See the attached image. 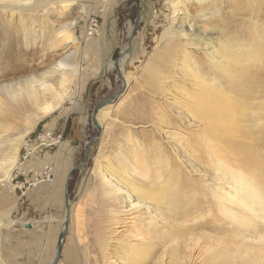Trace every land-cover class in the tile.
I'll list each match as a JSON object with an SVG mask.
<instances>
[{
  "label": "rangeland",
  "instance_id": "obj_1",
  "mask_svg": "<svg viewBox=\"0 0 264 264\" xmlns=\"http://www.w3.org/2000/svg\"><path fill=\"white\" fill-rule=\"evenodd\" d=\"M16 1L20 9L14 15L0 13V86L22 83L33 76L41 79L42 73L52 72L51 81L58 87L56 94L62 102L57 105V95L52 94L46 105L35 111L11 103L0 89V228L6 195L15 194L22 202L29 191L41 185L57 191L56 201L50 206L56 205L65 221L66 182L76 168L68 183L70 217L64 237L69 250L57 264H126V242L131 239L136 243L138 238L160 248L143 261L130 258L132 264H264V172L259 173L264 166V121L227 135L220 157L224 170L207 151L218 138L216 132L207 139L205 119L194 117L185 104H177L187 97L182 92L197 88L189 74L193 61L200 65V73L208 75L216 58L223 54L231 57L226 50L231 42L238 41L239 45L246 40L257 46L254 54L264 64V0H213L204 7L188 4L191 17L187 23L195 30L183 41L173 21L183 19L184 12L175 18L172 0H139V5L136 0ZM92 14L98 18L102 32L87 38L85 26L90 24ZM168 31L175 32L173 38L165 35ZM65 32L73 39L67 40ZM15 37H19L20 48L8 44ZM169 42L176 48L172 56L164 54L170 51ZM185 52L192 59L187 58V65L180 70L177 62ZM248 53L236 55V60L241 61ZM61 62L70 65L66 73L57 71ZM257 66L251 67L250 73H255L253 80L263 87L264 67ZM165 82L171 91L156 92L155 88L164 89ZM115 96L117 100L106 103L96 114L99 131L95 109ZM47 104L57 108L36 116ZM142 116L149 121L135 120ZM40 134L48 139L62 134L63 139L59 145H42L27 154ZM131 139L141 150L157 144L161 153L155 161L161 160V168L180 176L183 185L175 203L183 216L165 217L168 226V221L178 223L177 242L171 239L169 230H154L145 211L127 237L113 231L110 209L115 206L107 201L111 185L105 184L110 176L104 166L133 171L134 152L126 145ZM246 145L251 149L256 146L254 152L263 157L260 162L255 154L245 153L256 165L245 163L247 167L242 169L247 175L244 186L258 190V198L249 200L259 214L251 222H243L238 213H225L215 191L222 183L231 184L235 179L241 183L233 172L240 173L242 167L229 165ZM158 150H144L142 155L152 164V153ZM16 153L18 162L12 169L9 162ZM45 166L53 168L54 184L43 181L30 185L36 172ZM226 177L229 180L225 181ZM239 194L245 196L247 191L239 189ZM162 235L166 238L161 239ZM175 247L178 253L174 256Z\"/></svg>",
  "mask_w": 264,
  "mask_h": 264
},
{
  "label": "bare ground",
  "instance_id": "obj_2",
  "mask_svg": "<svg viewBox=\"0 0 264 264\" xmlns=\"http://www.w3.org/2000/svg\"><path fill=\"white\" fill-rule=\"evenodd\" d=\"M62 1L67 2L70 0ZM172 1V6L174 8L173 13L175 14V18L178 14H183L184 12L183 19H181L177 23L175 22L176 19L173 21V26H176V31H178L179 36L181 37V41L185 40L183 38L190 37L189 32H193L195 30V26L193 24L187 23L188 18L191 17L190 11L188 9V4L195 2L197 5L204 7V5L206 4L214 3L213 0ZM18 2L19 1L16 0H0V13L11 12V16L14 15L16 11L20 9V5ZM217 9L218 10L216 11V14L219 13V8ZM178 23H180L179 26H177ZM172 33L174 35L175 32L168 31L165 35L169 36ZM202 33L205 34L204 31H202ZM65 37L67 40L73 39L72 34L66 32ZM171 37L173 38L174 36L171 35ZM237 42H231L226 45V50L228 54H231V57L229 55L223 54L216 58L215 63L213 64V70L208 75L200 73V65L196 61H193L192 66H189V70H191L189 74L191 75L192 83L194 84V86H197V88H192L189 92H182V95L185 94L187 95V97L181 98L182 100L180 101L177 100L179 101L177 104H185L186 109L190 111V113H193L194 117L200 116V118L205 119L204 127L205 131L208 134L207 139L211 137L210 134L213 135L211 132H216L215 135H218V138H213L215 141L213 140L214 142L212 143V145L210 144L211 146L207 151L209 153H212L211 157L216 158L215 160L217 162V165L221 166L224 170L225 168L221 163L222 161L220 157L222 156L223 149L221 148V146H223V144L225 145L228 137L227 135L234 133V135H236L237 133L235 131L239 130V128L247 127L250 123L256 124L260 123V121H264V85L263 87L261 85H258L257 82L254 81L256 80V78H253V76H255V73H250L251 67L260 65L259 68L261 66L263 68V60L260 59L258 54H254L257 46L254 47L253 44L247 43L246 40H242V44L239 45L236 44ZM8 44L13 48H20L19 37H15L13 40L8 41ZM167 45L170 46V51L167 53L166 50L164 54H169L172 56V51L176 48L174 47V45L170 44V42ZM182 45H184V43H182ZM244 51H249V53L241 61H237L236 55L241 54ZM187 58L192 59L191 55L185 52L182 55L181 60L177 62V66H179L180 70L183 69V65H187ZM68 68H70V65L68 63L61 62V67L57 71L60 74L66 73V70ZM262 70L259 69V71ZM73 72H78V70L73 69ZM52 75V72H45L42 73L41 79L39 77L33 76L26 79V81L22 83L13 84L10 86H0V89L4 93L3 95L11 103L16 102L19 106L22 105L21 107H31L36 111L39 106L46 105L48 99L51 98L52 94H56L57 92L58 87L51 81ZM245 76L248 78L247 80L244 79ZM155 91L169 92L171 91V86L166 84L164 89H162V87H159V89L155 88ZM56 95L58 99V105L62 102V99L58 94ZM173 99H176V96H173ZM57 105L55 106L47 104V106L41 110V114H38L36 112L37 115H35L41 116L52 113L57 108ZM100 110L98 111V114ZM133 116L135 117V115H132V117ZM147 118L149 117L142 116L140 118H136L135 120H148ZM175 120H178V117L177 119L175 118ZM126 145L127 147H129L131 152H134L132 153L134 154V161L132 162V164L134 165V173L133 171H127V169L123 168L122 166L121 169L118 166L110 165V168L104 166V170H107V173H109L110 176L108 177V179L106 178L107 182L105 184L111 185L110 191L108 190L107 192L108 194H110L107 201L109 203V206H115V208L113 207V209H110L113 215L110 216L112 220L111 225L113 227V231L116 232V234H122L121 237H127L129 234H131L132 228L139 220L138 218L143 217L142 213L144 212L142 211H145L147 217H151L152 223H150V226H152L154 230L158 232H163L166 229L169 230L172 233L171 239L177 242L179 240L177 235L179 229L178 223L168 221V226L165 224V217L172 216L179 218L183 216L181 215V212H179L180 210H178V204L175 203L177 200L176 193H179L178 189L183 185L182 182L180 184V176L175 177V172L172 173L168 169L161 168V160L155 161V159H158L161 153L157 148V144L147 145L145 149L141 150L138 147V143L135 140L131 139L130 141H127ZM255 147L253 146V148L251 149L247 146L243 150H239L243 153L238 152L237 158L233 161L232 164L229 165L234 167H242L240 173H244V175L233 172L239 175L237 180L241 183L237 182L235 179L231 184H228V182H226V184L222 183L218 187H215V191L217 193L216 196L218 198V205H222L225 208V213H234L235 215L238 213V215L241 216L243 222L255 221L259 216L257 207L254 208V206L250 205L249 202V200L253 197L258 198V190L252 185L244 186L243 184L244 179H246L245 176H247L243 171L244 167L252 164L256 165L254 161L250 160L251 157L249 158V156L245 153H253L256 155V159L258 161H263V157L259 154V152H254ZM150 149L158 150L153 152V155L151 154L155 161L152 164H150L151 160L142 155L144 153V150L149 151ZM12 157L13 158L9 162V166L11 168L17 165L18 162L17 153ZM139 158L140 160H138ZM257 160H255L256 163ZM136 161H139L140 164L138 165ZM245 163H247V166ZM11 168H9V171L11 170ZM175 168L176 166H173V169ZM260 169V171L256 169L255 170L257 172L259 171V173L262 174L264 172V166ZM9 171L7 170V173ZM226 175L228 174H225V176ZM103 178L105 177L103 176ZM229 178L230 177H226L224 180H229ZM111 179H113V181ZM174 179H177V182H175ZM255 180H257V178ZM171 181H173L172 185ZM239 189H245L247 191V194L245 196H240ZM132 198L138 199V201L133 202ZM260 203H262V201ZM262 207H264V205ZM163 238L166 237L162 235L161 239ZM138 239L139 241L136 243L131 239L126 242L127 245H129L126 246V249L129 253V257L124 259L126 262H128L126 264H132L130 258L143 261L150 254H152L155 249L157 250V248L159 247V245L157 244L140 240V238ZM122 251L123 247L121 249V252ZM177 253L178 249H176V247L172 249V254L174 256L177 255ZM105 255H107V253H105ZM114 260L118 261L117 258Z\"/></svg>",
  "mask_w": 264,
  "mask_h": 264
},
{
  "label": "crops",
  "instance_id": "obj_3",
  "mask_svg": "<svg viewBox=\"0 0 264 264\" xmlns=\"http://www.w3.org/2000/svg\"><path fill=\"white\" fill-rule=\"evenodd\" d=\"M56 192L41 185L29 191L22 202L15 194L6 195L3 204L6 213L1 217L3 226L0 228L3 264H53L64 226L56 205L50 206L56 201ZM68 250L64 237L60 260L66 257Z\"/></svg>",
  "mask_w": 264,
  "mask_h": 264
},
{
  "label": "built area",
  "instance_id": "obj_4",
  "mask_svg": "<svg viewBox=\"0 0 264 264\" xmlns=\"http://www.w3.org/2000/svg\"><path fill=\"white\" fill-rule=\"evenodd\" d=\"M85 32L88 38L99 36L101 34L102 27L95 14H92L90 16V24H86ZM37 137L38 138L34 140L35 142H32V146H29L27 148V154L33 153L37 149L41 148L42 145H51V146L57 145V144L59 145L63 139L62 134H59L56 137L49 136V139L46 138L45 135H42V134L38 135ZM43 181H46L51 185L54 184V170L51 166H45L42 171L36 172L33 181L29 182V184L37 186L39 183Z\"/></svg>",
  "mask_w": 264,
  "mask_h": 264
},
{
  "label": "water",
  "instance_id": "obj_5",
  "mask_svg": "<svg viewBox=\"0 0 264 264\" xmlns=\"http://www.w3.org/2000/svg\"><path fill=\"white\" fill-rule=\"evenodd\" d=\"M137 1V4L139 5V0H136ZM133 37V36H132ZM132 37L129 41V46L131 44V40H132ZM122 77V75H121ZM123 78V77H122ZM118 99V96H115L113 97L112 99L108 100L107 102H102L96 109H95V116H94V121L99 129V131H101V127H100V124L98 123L97 119H96V114L98 113V111L108 102H112L114 100H117ZM90 147V146H89ZM76 168L72 169L71 173L69 174L68 176V179H67V182H66V187H65V204H66V218H65V221H64V226H63V229H62V232H61V242H60V245H59V250H58V254H57V257L55 258L53 264H57L58 261H59V257H60V254H61V251H62V243H63V239H64V236L66 234V231H67V228H68V220H69V217H70V200H69V193H68V183H69V179L71 177V174L72 172L75 170Z\"/></svg>",
  "mask_w": 264,
  "mask_h": 264
}]
</instances>
